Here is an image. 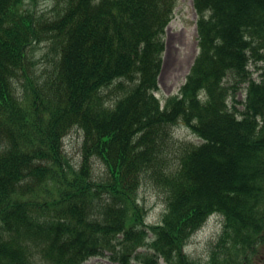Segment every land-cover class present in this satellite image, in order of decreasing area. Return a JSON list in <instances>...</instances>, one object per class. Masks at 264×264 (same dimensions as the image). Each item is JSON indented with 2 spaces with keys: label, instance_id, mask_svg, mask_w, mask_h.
Wrapping results in <instances>:
<instances>
[{
  "label": "trees",
  "instance_id": "trees-1",
  "mask_svg": "<svg viewBox=\"0 0 264 264\" xmlns=\"http://www.w3.org/2000/svg\"><path fill=\"white\" fill-rule=\"evenodd\" d=\"M176 4L0 0V264H264V0H193L199 52L162 103ZM42 42L55 56L38 75ZM178 125L199 142L172 150ZM144 180L164 195L154 224ZM213 212L222 229L200 263L185 247Z\"/></svg>",
  "mask_w": 264,
  "mask_h": 264
},
{
  "label": "rangeland",
  "instance_id": "rangeland-1",
  "mask_svg": "<svg viewBox=\"0 0 264 264\" xmlns=\"http://www.w3.org/2000/svg\"><path fill=\"white\" fill-rule=\"evenodd\" d=\"M54 0H37V8L39 11L48 12ZM193 0H177L174 10V17L168 23L165 32V52L163 55L162 71L159 76V90L156 92L164 102L166 96L176 93L180 86L185 81L186 74H188L192 63L198 53V43L196 39V19L197 15L194 12ZM31 58L33 64L31 65L38 75L45 74L52 68L54 50L47 42L36 44L32 47ZM19 83V82H17ZM23 83V80H22ZM18 84V90H20ZM245 97L244 90H240L237 94V99L242 101ZM241 108V105H238ZM81 132L73 129L64 139V148L70 159L76 162L80 157ZM199 142L198 138L190 131L189 128L178 125L174 127V144L172 150L177 151L182 142ZM1 145V143H0ZM175 160V156L171 157ZM95 163V174L103 171L99 161ZM175 163V162H174ZM139 200L147 208V223L154 224L161 220L164 210V195L148 180H144L139 189ZM220 227L214 220L209 219L205 224L196 231L190 238L185 247V253L190 257L200 261L206 262L208 258L209 247L212 240L218 233ZM35 264H48L39 255L35 257ZM87 264H115L109 257H92L87 261Z\"/></svg>",
  "mask_w": 264,
  "mask_h": 264
}]
</instances>
